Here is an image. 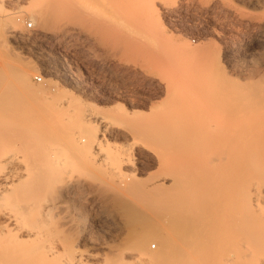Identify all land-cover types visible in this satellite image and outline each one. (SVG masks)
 I'll use <instances>...</instances> for the list:
<instances>
[{"label":"bare ground","instance_id":"1","mask_svg":"<svg viewBox=\"0 0 264 264\" xmlns=\"http://www.w3.org/2000/svg\"><path fill=\"white\" fill-rule=\"evenodd\" d=\"M200 1L203 9L245 27L257 19L236 0ZM249 1L264 9V0ZM33 2L31 12L39 15L44 35L59 46L69 44L73 29L94 31L92 16L106 2L126 26L125 34L116 33L125 70L153 81L155 72L168 74L158 80L166 100L148 113L99 114L72 95L41 96L29 85L25 67L0 69V264H57L58 219L73 198L90 201L94 188L130 198L131 204L123 201L129 203L128 218L164 220L157 223L165 236L152 227V238L139 237L125 252L133 264H264V67L240 71L241 79L217 76L215 47L177 43L161 34L156 19L148 21L156 17L159 2L168 11L176 2ZM98 34L105 41L113 36ZM118 135L123 142L109 141ZM137 152L155 158L162 171L158 181L137 177ZM6 228L24 229V235ZM148 238L159 244L158 252L146 249ZM66 256L59 263L102 258Z\"/></svg>","mask_w":264,"mask_h":264},{"label":"rangeland","instance_id":"2","mask_svg":"<svg viewBox=\"0 0 264 264\" xmlns=\"http://www.w3.org/2000/svg\"><path fill=\"white\" fill-rule=\"evenodd\" d=\"M236 1L239 8L257 15L253 25L245 27L236 20H227L218 11H207L202 8L200 0H167L176 2L174 11H168L159 2L156 17L147 20L152 22L156 19L155 25L159 26L161 34L163 32L177 43L188 42L195 47L212 45L218 64L216 75L226 73L229 77L241 79L240 71H248L253 65L264 67V9L261 2ZM33 3V0L0 1V69L10 65L21 69L25 67L30 72L29 85L40 90L41 96L72 95L93 105L99 114H107L113 109L120 113L131 110L148 113L151 107L162 106L166 95L158 80L168 74L155 72L157 79L153 81L125 70L127 59L118 49L116 33L125 34L126 26L110 5L107 7L106 2L98 4L99 14L91 19L94 31L87 34L81 29H73L69 44L59 46L53 38L44 35V29L39 26V15L31 12ZM104 31L113 32L109 41L98 38L102 36L98 33ZM109 141L121 143L124 139L118 135ZM136 154L137 177L142 181L154 177L150 184L158 181L162 171L155 158H142L140 152ZM100 191L94 188L88 202L81 196L73 198L68 211H64L66 215L63 213L58 219L60 225L57 224L54 229V238L61 258L57 264L65 259V254H68L66 257H73L78 253L102 257L98 262L89 261L87 264H133L135 260L124 255L133 242L143 236L152 238L149 234L152 227L162 230H157L159 235H166V230L159 225L165 224L164 220L156 221L160 218L140 214L128 218L125 207L132 203L130 198L117 197L112 193L102 194ZM125 200L129 203L125 204ZM118 206H123L124 210ZM57 231H61L62 235H58ZM6 232L19 238L24 235V229L18 233L6 228ZM151 238H148L149 241L146 239V249L156 253L160 246Z\"/></svg>","mask_w":264,"mask_h":264},{"label":"built area","instance_id":"3","mask_svg":"<svg viewBox=\"0 0 264 264\" xmlns=\"http://www.w3.org/2000/svg\"><path fill=\"white\" fill-rule=\"evenodd\" d=\"M29 27H32V25H31V24H29ZM38 80L40 81V80H41V78L39 77V78H38Z\"/></svg>","mask_w":264,"mask_h":264}]
</instances>
